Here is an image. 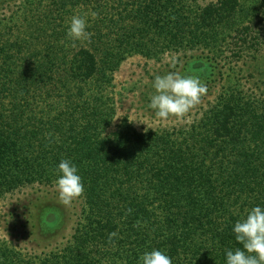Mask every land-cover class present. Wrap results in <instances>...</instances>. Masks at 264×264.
Segmentation results:
<instances>
[{
	"label": "trees",
	"instance_id": "1",
	"mask_svg": "<svg viewBox=\"0 0 264 264\" xmlns=\"http://www.w3.org/2000/svg\"><path fill=\"white\" fill-rule=\"evenodd\" d=\"M42 1L22 2L23 26L0 20V198L55 184L67 158L84 185L82 216L66 245L43 257L0 241V264H137L152 249L172 264H225L226 249L242 248L234 222L264 207V104L222 94L178 136L137 131L126 118L108 133L115 111L106 90L126 55L150 56L152 32L154 44L169 41L163 50L210 47L224 30L246 36L239 1L209 3L189 20L181 7L170 11L172 0H133L113 41L101 26L105 0ZM82 5L101 25L88 21L90 38L74 41L67 19ZM259 9L264 21V0ZM205 59L214 74L216 57ZM46 213L50 228L58 216Z\"/></svg>",
	"mask_w": 264,
	"mask_h": 264
},
{
	"label": "rangeland",
	"instance_id": "2",
	"mask_svg": "<svg viewBox=\"0 0 264 264\" xmlns=\"http://www.w3.org/2000/svg\"><path fill=\"white\" fill-rule=\"evenodd\" d=\"M24 1L0 0V20L5 23L12 17L14 25L23 26L25 13L21 8ZM216 1L172 0L170 11L174 13L177 7H181V12L192 20L199 9ZM238 1L240 10L236 14V21L239 27L248 25L250 29L246 36L238 38L236 31L224 30L218 42L210 47L185 43L181 47L170 45L163 50L160 45L169 41L161 39V42L154 44L149 39L159 37L152 32L145 38L150 46V56L141 53L126 55L113 74L111 86L106 90L115 111L108 133L115 129L121 119L126 118L137 131H168L178 136L218 105L222 94L241 93L246 98L264 104V21L258 18L259 0ZM102 4H105L102 25L100 15H92L93 7L82 5L74 15L84 16L87 24L97 17L99 25L113 41L119 26L124 22L121 21L125 15L124 8L127 4L128 9L136 8L137 4L133 0H105ZM42 5L49 6L50 0L42 1ZM72 16L67 19L68 23ZM205 56L216 57L214 74ZM200 63L203 65L200 66ZM169 72L198 77L206 86V92L183 115H170L167 119H161L148 105L154 94V77ZM82 207L81 196L64 204L59 199L55 184H35L17 189L0 198V241L19 251L25 258L43 257L59 251L70 240L82 216ZM49 210L56 212L58 220L47 228L43 221Z\"/></svg>",
	"mask_w": 264,
	"mask_h": 264
},
{
	"label": "clouds",
	"instance_id": "3",
	"mask_svg": "<svg viewBox=\"0 0 264 264\" xmlns=\"http://www.w3.org/2000/svg\"><path fill=\"white\" fill-rule=\"evenodd\" d=\"M92 15L95 16V13ZM86 28L84 16L73 15L66 35L74 41L89 39L90 33ZM152 87L154 94L150 97L148 107L155 110V115L161 119H167L170 115H183L206 92V86L198 77L182 76L178 72L156 75ZM56 171L55 186L59 199L64 204H69L73 198L82 195V178L77 166L67 158L59 161ZM232 233L242 248L226 249L225 264H264V207L256 205L248 209L244 216L234 222ZM137 264H172V260L166 252L152 249L140 254Z\"/></svg>",
	"mask_w": 264,
	"mask_h": 264
}]
</instances>
